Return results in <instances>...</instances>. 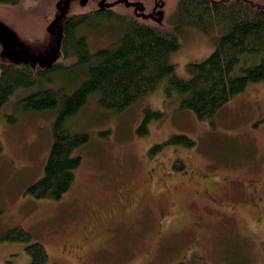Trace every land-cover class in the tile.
I'll use <instances>...</instances> for the list:
<instances>
[{
	"label": "rangeland",
	"instance_id": "obj_1",
	"mask_svg": "<svg viewBox=\"0 0 264 264\" xmlns=\"http://www.w3.org/2000/svg\"><path fill=\"white\" fill-rule=\"evenodd\" d=\"M111 27L89 33L92 51L114 38ZM222 29L187 27L169 56L175 75L188 78L187 63L204 59ZM59 37L35 24L30 32L0 9V63L53 57ZM159 87L119 113L94 99L79 111L70 124L88 141L75 151L81 163L60 198L27 191L44 173L54 114L20 110L16 102L32 88L16 90L0 107V233L30 232L46 264H264V81L249 83L212 119H198ZM148 109L160 115L139 136ZM169 176L179 185L165 184ZM0 264H30L25 243L0 240Z\"/></svg>",
	"mask_w": 264,
	"mask_h": 264
},
{
	"label": "trees",
	"instance_id": "obj_2",
	"mask_svg": "<svg viewBox=\"0 0 264 264\" xmlns=\"http://www.w3.org/2000/svg\"><path fill=\"white\" fill-rule=\"evenodd\" d=\"M0 9L30 32L35 24L60 34L53 57L38 61L30 55L0 63V107L16 90L32 88L17 107L54 114L44 173L27 187L34 197L60 198L72 186L81 163L75 151L87 143L88 134L70 123L90 99L119 113L162 85L165 95H179L180 108L198 119H212L249 83L264 81V0H35L28 6L23 0H0ZM106 23L116 34L94 42L92 51L89 33ZM187 27L205 33L223 29L215 48L204 59L187 63L189 77L180 78L169 56ZM159 115L148 109L135 133L144 136L149 120ZM169 140L191 144L182 136ZM0 240L25 243L30 264L47 262L43 243L22 227L8 228ZM191 262L203 263L201 257Z\"/></svg>",
	"mask_w": 264,
	"mask_h": 264
},
{
	"label": "flooded vegetation",
	"instance_id": "obj_3",
	"mask_svg": "<svg viewBox=\"0 0 264 264\" xmlns=\"http://www.w3.org/2000/svg\"><path fill=\"white\" fill-rule=\"evenodd\" d=\"M261 114V113H260ZM170 178H167V180L165 181L166 183L165 184H169L171 182L174 181V184L172 183L171 185H175V186H178L179 185V181H177L176 179L172 178L171 176H169ZM110 212V211H109Z\"/></svg>",
	"mask_w": 264,
	"mask_h": 264
}]
</instances>
